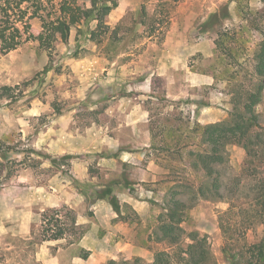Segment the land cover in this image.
Listing matches in <instances>:
<instances>
[{"label": "rangeland", "instance_id": "rangeland-1", "mask_svg": "<svg viewBox=\"0 0 264 264\" xmlns=\"http://www.w3.org/2000/svg\"><path fill=\"white\" fill-rule=\"evenodd\" d=\"M62 1L91 6L31 0L25 20L34 37L8 52L0 41V264L152 262L157 250L175 249L159 240V216L177 192L187 203L181 246L199 233L215 264H231L220 227L230 203L193 202L187 188L173 187L179 180L197 186L201 173L190 166L188 148L165 146L175 141L170 127L183 125L190 136L196 121L230 117L233 76L248 83L264 37V0H110L117 5L108 15L82 19L66 41L43 47L39 15L55 16ZM225 29L237 40L218 48ZM256 109L264 128V97ZM228 152L220 167L223 192L238 190L245 158L239 145ZM239 202L257 210L254 201ZM63 205L75 210L85 235L73 243L41 240L42 212ZM263 237L264 222L246 234L249 243Z\"/></svg>", "mask_w": 264, "mask_h": 264}, {"label": "trees", "instance_id": "trees-1", "mask_svg": "<svg viewBox=\"0 0 264 264\" xmlns=\"http://www.w3.org/2000/svg\"><path fill=\"white\" fill-rule=\"evenodd\" d=\"M30 1L0 0V41L3 51L13 50L24 40L34 37L29 32L30 23L25 20L28 14V6L25 3ZM86 1L91 3L90 7L84 8L76 2L62 1L59 13L55 16L40 14L43 31L36 38L41 46L51 48L58 38L66 41L72 25L91 17L102 19L117 5L116 3L112 5L110 0ZM171 1L175 3L179 0ZM142 14L148 15L145 6L142 8ZM215 15L217 14H211L207 21ZM121 26L122 21L111 32L118 33ZM105 28L109 29V26L105 25ZM261 32L264 33L263 30ZM94 33L93 31L91 39L96 40ZM230 39L237 40L236 31L225 29L218 33L215 42L220 48ZM252 60L253 74L248 83L239 80L236 75L233 76L238 88L232 90L233 109L228 119L208 124L196 121L190 126L192 133L190 136L184 135L183 125L170 127L169 131L175 141L165 146L177 152L188 148L190 166L201 173L197 186L191 180L187 182L179 180L173 187L187 188L185 190L190 193L189 199L193 202L204 198L227 200L230 203V207L221 216L220 227L226 239L223 251L231 264H264V237L254 243L246 240L247 231L255 224L264 222V128L256 109L264 97V37L257 44ZM151 131L154 137V127ZM187 136L191 137V143L184 142ZM230 144L241 146L245 151V158L241 172L236 175L238 190L232 191L227 187L223 192L220 167L228 162ZM239 190L241 195L238 194ZM177 194L178 192L168 201L165 208L167 212L159 216V231L162 233L159 240L167 242L175 249L157 250L152 262L144 261L140 257L134 258L133 264H215V256L205 236L201 237L196 232L190 233L188 237L191 242L186 248L181 246L185 238L181 222L187 203ZM105 195L114 209L121 213L114 196ZM240 198L256 202L257 210L247 207L245 205L247 202H239ZM41 215V240L71 237L70 242L73 243L86 233L84 225L78 222L75 210L67 205L45 209ZM111 264H116V260H111Z\"/></svg>", "mask_w": 264, "mask_h": 264}, {"label": "crops", "instance_id": "crops-1", "mask_svg": "<svg viewBox=\"0 0 264 264\" xmlns=\"http://www.w3.org/2000/svg\"><path fill=\"white\" fill-rule=\"evenodd\" d=\"M132 249V248H131ZM134 251V250H133ZM139 252V250L136 248V251H134V253H138ZM140 253H141V251H140Z\"/></svg>", "mask_w": 264, "mask_h": 264}]
</instances>
